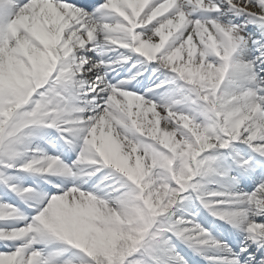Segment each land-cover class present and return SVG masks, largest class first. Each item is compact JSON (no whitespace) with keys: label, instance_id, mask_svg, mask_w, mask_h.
I'll return each mask as SVG.
<instances>
[{"label":"snow or ice","instance_id":"6c2138e0","mask_svg":"<svg viewBox=\"0 0 264 264\" xmlns=\"http://www.w3.org/2000/svg\"><path fill=\"white\" fill-rule=\"evenodd\" d=\"M0 264H264V0H0Z\"/></svg>","mask_w":264,"mask_h":264}]
</instances>
